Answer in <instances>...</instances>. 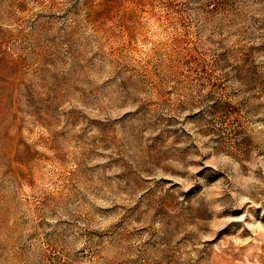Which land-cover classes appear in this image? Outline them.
<instances>
[{
    "label": "rangeland",
    "instance_id": "rangeland-1",
    "mask_svg": "<svg viewBox=\"0 0 264 264\" xmlns=\"http://www.w3.org/2000/svg\"><path fill=\"white\" fill-rule=\"evenodd\" d=\"M0 264H264V0H0Z\"/></svg>",
    "mask_w": 264,
    "mask_h": 264
}]
</instances>
